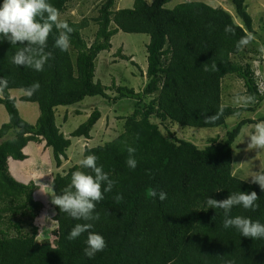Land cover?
Instances as JSON below:
<instances>
[{
	"label": "trees",
	"instance_id": "obj_1",
	"mask_svg": "<svg viewBox=\"0 0 264 264\" xmlns=\"http://www.w3.org/2000/svg\"><path fill=\"white\" fill-rule=\"evenodd\" d=\"M72 1L49 0L60 15ZM245 1L229 0L241 22L237 24L226 10L200 1L167 8L169 0H134L131 8L117 9L116 0H100L95 16L79 22L65 20L73 29L68 34L67 51L56 45L64 30L55 25L43 46L11 44L0 37V77L7 81V86H0V105L8 116L0 126V264H264V238H246L234 228L224 229L223 210L207 209L206 205L208 196L222 200L233 192L255 191L259 207L252 211L236 206L231 215L264 223V191L241 179L233 166V150L242 128L264 121V117L241 119L223 138L209 137L203 147L167 138L153 121L180 128H215L225 126L231 116L254 111L222 103L226 76L242 80L249 97L262 100L251 65L232 59L260 52L253 38L248 45L237 47L242 37L254 34ZM90 25L95 31L86 38L82 32ZM226 27L233 31L226 33ZM118 31L149 36L147 81L141 91L117 86L114 81L106 87L94 79L96 58L111 49V38ZM20 47L47 56L42 71L12 62ZM117 55L137 66L120 49ZM34 82H39L40 88L29 95L27 89ZM112 89L117 96L107 94ZM11 90L24 92L20 101L37 104L39 115L34 125L21 118ZM94 96L114 103L131 99L134 108L114 139L83 149V158L95 154L97 164L116 182L96 204L100 219L91 229L104 237L106 247L89 259L84 255L87 233L73 241L67 239L75 224L84 221L60 211L52 200L62 194L74 171L94 174L92 170L73 165L38 190L32 181L26 184L16 179L10 169L17 163L48 164L51 160L60 167L71 138L90 139L101 113L94 109L66 137L56 124V109ZM145 97H151L149 102L144 103ZM213 116L218 118L210 120ZM126 145L136 149L135 169L126 164ZM153 189L165 191L167 198H152ZM118 194L122 196L119 201L115 199ZM42 213L50 218L43 226L39 223ZM46 226L49 237L39 240Z\"/></svg>",
	"mask_w": 264,
	"mask_h": 264
},
{
	"label": "rangeland",
	"instance_id": "obj_2",
	"mask_svg": "<svg viewBox=\"0 0 264 264\" xmlns=\"http://www.w3.org/2000/svg\"><path fill=\"white\" fill-rule=\"evenodd\" d=\"M100 0H73L67 5L66 11L59 16L60 21L70 20L79 22L83 18L93 17L97 13V7ZM148 3L153 0H146ZM200 1L212 5L213 7H221L229 12L234 18L235 23L241 24L236 18L235 11L229 0H169L166 4L167 8H174L176 5L188 2ZM134 0H116L115 7L117 9L131 8ZM247 11L253 21L254 34L252 38L259 49V54H242L232 57L234 61L241 65L249 63L254 73L255 82L262 96L260 102L252 100L246 93L243 81L235 76H226L222 81V103L225 106L253 108L254 111H245L240 115L227 118L225 126L215 128H191L179 127L176 124L164 123L160 124L159 120L153 119L159 124V129L163 135L170 139H185L203 147L207 144L209 137L225 136V132L233 128V126L241 119H257L264 117V0H246ZM95 31V26L90 25L89 28L83 30V36L90 38ZM149 42V36L146 34L123 33L118 31L112 38V47L109 51H102L95 60V80H98L106 87H111L114 81L115 85L127 86L133 88L135 92L141 91L146 84V45ZM118 49L121 54L131 57L136 65L130 61L122 60L118 55ZM10 96L15 98L16 107L23 120L34 125L39 115L38 106L35 103L22 102L19 100L24 92L21 90H11ZM1 94V92H0ZM110 97L117 96L112 89L108 90ZM151 97H145L144 103L149 102ZM134 108V101L127 98H121L117 102H111L100 96L86 97L80 103L72 106L58 107L55 112L56 124L64 136L69 134L82 124L94 109H98L101 117L94 125L90 132V139L71 138V145L67 150L66 159L62 160L60 167H56L53 160L50 163L30 161L24 164L17 163L12 165L11 174L22 183L32 181L37 185L38 190L45 189L47 183L56 173L64 174L68 168L73 165L80 164L83 159L84 147H94L104 144L114 139L122 132L124 118L128 116ZM64 117L65 120H64ZM8 121L5 108L0 105V126ZM255 124L246 125L242 128L241 134L236 141L237 147L233 150V166L234 173L246 181H251L248 177L251 172L264 170V149L248 148L250 142L247 137L254 132ZM183 128V129H182ZM9 136V135H8ZM45 216L42 213L41 217ZM48 223V221L46 222ZM49 237L48 227L41 229L38 239L44 240Z\"/></svg>",
	"mask_w": 264,
	"mask_h": 264
},
{
	"label": "clouds",
	"instance_id": "obj_3",
	"mask_svg": "<svg viewBox=\"0 0 264 264\" xmlns=\"http://www.w3.org/2000/svg\"><path fill=\"white\" fill-rule=\"evenodd\" d=\"M47 14L46 20L44 19ZM59 11L49 0H0V37L7 39L11 44L18 42H28V45L43 46L53 30V26L62 29L56 45L61 51H67L70 46L69 33L73 29L65 21L59 20ZM43 21V22H41ZM233 29L226 27L225 32L231 33ZM251 35L242 37L237 47L246 46L250 43ZM264 51V48L261 49ZM47 56L40 55L31 47H20L12 56V62L16 66L30 67L36 71H42L45 66ZM213 70L216 65H212ZM206 71L208 69H205ZM0 86H7V81L0 77ZM40 88L39 82H34L28 89L29 95H32ZM218 116L210 117V120L217 119ZM250 140L248 148L264 149V121H258L255 124L254 132L247 136ZM128 157L126 164L130 169H135L137 160L135 158L136 149L130 145H126ZM98 157L95 154H89L80 161V166L84 169H91L89 174L83 170L74 171L71 175L70 183L63 190L62 194L56 195L52 203L58 206L60 211L68 214L71 218L84 221V223H76L69 231L67 239L69 241L76 240L82 234L87 233L85 240L86 247L84 255L89 259L93 258L96 253L101 252L106 247L104 237L91 231L94 222L99 221L100 214L95 211L96 204L104 199V193L111 192L115 181L111 179L103 170L102 165L97 164ZM251 182L257 184L264 191V170L252 171L248 176ZM103 186V191L102 189ZM152 198H158L164 201L167 193L163 190L153 189L150 192ZM117 201L122 199L121 195L115 197ZM258 196L255 191L233 192L222 200L206 198L207 209H221L224 213L222 227L224 229L234 228L240 233V236L246 238L262 239L264 238V223L259 220H253L251 217L232 216V209L241 206L246 210L255 211L259 204ZM50 218L45 215L40 218L39 223L43 226Z\"/></svg>",
	"mask_w": 264,
	"mask_h": 264
}]
</instances>
